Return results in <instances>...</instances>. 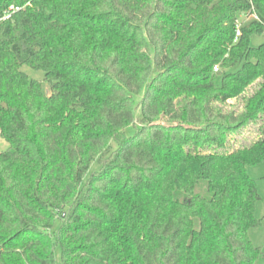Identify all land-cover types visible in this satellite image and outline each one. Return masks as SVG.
I'll return each mask as SVG.
<instances>
[{
  "label": "trees",
  "instance_id": "16d2710c",
  "mask_svg": "<svg viewBox=\"0 0 264 264\" xmlns=\"http://www.w3.org/2000/svg\"><path fill=\"white\" fill-rule=\"evenodd\" d=\"M11 5L0 264H56L58 249L63 264L259 259L248 169L264 161V125L248 145L228 137L264 113V0H0V12Z\"/></svg>",
  "mask_w": 264,
  "mask_h": 264
},
{
  "label": "rangeland",
  "instance_id": "374dc122",
  "mask_svg": "<svg viewBox=\"0 0 264 264\" xmlns=\"http://www.w3.org/2000/svg\"><path fill=\"white\" fill-rule=\"evenodd\" d=\"M253 18L254 16L250 18L243 17V19H245V24L249 23ZM262 42H264V35L253 40L254 45H258ZM22 70L32 79L40 81H43L44 79V72L42 70H35L26 65L22 67ZM257 88L258 84L251 86L247 90L246 94H244L245 98L235 101V104L227 108L226 111L236 110L238 113L241 112L244 109L245 99L253 95ZM191 97L200 100L204 96L201 93H194ZM256 119H251L249 122L242 124L237 130L229 133L228 147L230 149L238 148L242 145H248L259 137L260 126L262 124L264 125V113L258 114ZM8 147V142L0 136V152L6 150ZM98 167V163L94 161L91 165V171L97 170ZM248 172L249 175L257 182L258 191L261 196V199L257 202L255 208V215L261 223L249 231V237L253 245L261 247L262 256L253 264H264V161L257 165L250 166ZM55 260L56 264H63L59 249L56 251Z\"/></svg>",
  "mask_w": 264,
  "mask_h": 264
},
{
  "label": "built area",
  "instance_id": "2783aa9c",
  "mask_svg": "<svg viewBox=\"0 0 264 264\" xmlns=\"http://www.w3.org/2000/svg\"><path fill=\"white\" fill-rule=\"evenodd\" d=\"M20 8L14 5H11L8 9L0 12V24L4 21H7L13 17V14L17 12ZM240 36V25L237 26L236 39Z\"/></svg>",
  "mask_w": 264,
  "mask_h": 264
}]
</instances>
